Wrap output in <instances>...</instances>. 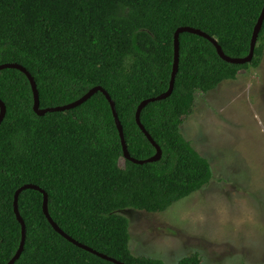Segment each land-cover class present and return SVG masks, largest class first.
I'll return each mask as SVG.
<instances>
[{"label": "trees", "instance_id": "16d2710c", "mask_svg": "<svg viewBox=\"0 0 264 264\" xmlns=\"http://www.w3.org/2000/svg\"><path fill=\"white\" fill-rule=\"evenodd\" d=\"M263 5L264 0H0V65L16 63L32 75L40 108L66 105L102 87L114 102L130 156L144 160L156 148L137 124L136 111L169 88L176 29H199L226 55L244 57ZM263 54L264 21L254 57L245 64L226 62L210 40L181 33L172 93L140 113L162 150L160 160L144 164L124 157L102 92L77 107L37 115L25 73L0 70L6 106L0 123V264L10 261L21 242L14 198L25 184L47 193L53 221L79 243L125 264H167L132 252L130 220L120 211L163 212L209 184L210 163L182 134L184 117L198 91L207 93L258 67ZM42 203L39 190L18 196L26 238L14 264H115L56 232ZM171 264L201 259L194 252Z\"/></svg>", "mask_w": 264, "mask_h": 264}, {"label": "rangeland", "instance_id": "374dc122", "mask_svg": "<svg viewBox=\"0 0 264 264\" xmlns=\"http://www.w3.org/2000/svg\"><path fill=\"white\" fill-rule=\"evenodd\" d=\"M181 132L212 179L163 212L123 211L132 252L167 264L194 252L201 264H264V54L258 67L198 91Z\"/></svg>", "mask_w": 264, "mask_h": 264}, {"label": "water", "instance_id": "95a60500", "mask_svg": "<svg viewBox=\"0 0 264 264\" xmlns=\"http://www.w3.org/2000/svg\"><path fill=\"white\" fill-rule=\"evenodd\" d=\"M263 21H264V5L263 8L261 10V13L258 17V20L254 26L253 29V33H252V37H251V42H250V50L249 53L244 56V57H230L228 55H226L224 53V51L222 50L221 46L218 44V42L216 41V39H214L213 37L209 36L208 34H206L205 32L199 30V29H195L192 27H188V26H182L179 27L178 29H176L175 33H174V61H173V68H172V73H171V79H170V83H169V88L166 92L160 94L159 96L156 97H151L148 99L143 100L136 111V122L139 125L140 129L143 131V133L147 136V138L149 139V141L154 145V147L156 148V153L152 156L149 157L147 159L144 160H137L134 159L130 156L129 152H128V148H127V144L125 141V137H124V132H123V127L122 124L119 120L115 105L113 100L111 99L110 95L107 93L106 90H104L102 87L100 86H95L93 88H91L87 93H85L82 97H80L79 99L68 103L66 105H62V106H56V107H50V108H40V101H39V92L37 89V85L36 82L34 80V78L32 77V75L21 65L16 64V63H5V64H1L0 65V70L5 69V68H15V69H19L20 71H22L23 73H25V75L28 77L31 87H32V91H33V97H34V104H33V110L37 115H44L46 112H53V111H64L67 109H71L74 107L79 106L80 104L86 102L89 98H91L96 92L100 91L102 92L107 100L109 101L111 108H112V112H113V116L115 119V123L117 126V129L119 131V135H120V139H121V143H122V147H123V152H124V157L126 159H129L130 161L137 163V164H144V163H148V162H155L160 160L161 156H162V150L161 148L156 144V142L153 140V138L150 136V134L146 131L145 127L143 126V124L141 123V119H140V113L142 111V109L149 104L150 102H154V101H158V100H162L167 98L168 96H170V94L173 91L174 88V82H175V77L178 71V64H179V35L183 32H188V33H192V34H196L199 35L201 37H204L208 40H210L214 46L217 49V53L219 54V56L226 62L232 63V64H245V63H250L254 57V50H255V46L257 44V39H258V35L261 31L262 25H263ZM6 113V106L5 104L2 102V100L0 99V123L2 122L4 116ZM25 189H35V190H39L41 193H43V203H42V209L43 212L47 218V220L49 221V223L51 224V226L53 227V229L58 232L61 236H63L64 238H66L68 241H70L71 243H73L74 245L91 252L92 254H95L105 260H108L110 262H113L115 264H125L122 263L114 258H111L105 254H102L100 252H97L96 250L82 244L79 243L78 241H76L75 239H73L72 237H70L69 235H67L52 219V217L49 214L48 211V196L47 193L42 190L40 187L33 185V184H25L22 187H20L16 193H15V198H14V211L17 217V220L19 221V223L21 224V231H22V238H21V242L19 245V248L17 250V252L15 253V255L10 259V261L7 264H14V262L20 257L23 249H24V244H25V238H26V227H25V223L20 215L19 209H18V196L20 194V192L22 190ZM132 211L133 209H124L121 210L120 212L123 214V211Z\"/></svg>", "mask_w": 264, "mask_h": 264}]
</instances>
